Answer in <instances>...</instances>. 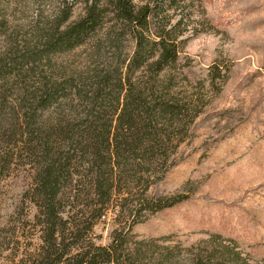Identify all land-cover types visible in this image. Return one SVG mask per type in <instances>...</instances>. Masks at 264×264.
I'll return each instance as SVG.
<instances>
[{
	"label": "rangeland",
	"instance_id": "obj_1",
	"mask_svg": "<svg viewBox=\"0 0 264 264\" xmlns=\"http://www.w3.org/2000/svg\"><path fill=\"white\" fill-rule=\"evenodd\" d=\"M201 2L208 22L182 36L178 65V87L197 99L199 112L177 162L149 189L183 198L135 223L131 233L155 240L148 244L166 253V264L195 255L264 264V0ZM67 6L68 21L84 11L82 0H0V264L40 245L27 202L35 159L17 142L21 122L41 114L51 92L81 102L96 91L107 100L126 71L130 37L109 45L100 33L69 44L64 24L57 26ZM115 217L107 209L96 220L97 244L109 243Z\"/></svg>",
	"mask_w": 264,
	"mask_h": 264
},
{
	"label": "trees",
	"instance_id": "obj_2",
	"mask_svg": "<svg viewBox=\"0 0 264 264\" xmlns=\"http://www.w3.org/2000/svg\"><path fill=\"white\" fill-rule=\"evenodd\" d=\"M82 2L75 20L68 21L70 7L63 12L61 34L72 45L100 33L109 45L128 35L126 71L107 100L96 91L81 102L51 92L42 113L21 122L17 142L35 159L27 202L40 245L14 264H166V253L148 244L155 240L135 239L131 227L183 198L149 189L177 162L199 112L197 99L178 87V65L182 36L208 22L205 11L201 0ZM107 209L118 226L99 245L91 233ZM185 264L218 263L195 255Z\"/></svg>",
	"mask_w": 264,
	"mask_h": 264
}]
</instances>
